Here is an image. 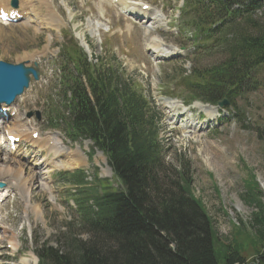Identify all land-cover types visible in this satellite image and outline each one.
<instances>
[{"label":"rangeland","instance_id":"374dc122","mask_svg":"<svg viewBox=\"0 0 264 264\" xmlns=\"http://www.w3.org/2000/svg\"><path fill=\"white\" fill-rule=\"evenodd\" d=\"M28 1L40 14L37 18L41 21L32 14L30 22L11 26L16 28L14 30L4 28V35H0V60L12 64L25 62L29 66L38 64L41 78L39 82L32 80L18 107L21 114L12 118L2 130L14 127L12 131L19 125V131L29 132L28 127L24 125L27 129H20L19 124L29 121L41 132L42 138L52 135V139L56 137L63 149L82 156L84 167L80 168L87 173L89 183H95L96 176L100 180H113L106 157L96 150L91 158L93 144L90 141L74 142L69 138L63 122L52 121L51 117L52 111L63 104L58 62L60 46L64 43L63 34L71 32L74 37L78 34L81 42L85 37L92 45L91 57L108 60L113 66L121 65L127 76L137 81L149 97H153L164 113L161 139L166 162L173 169L179 167L181 159L189 163V177L195 193L205 202L219 237L227 241L226 244L232 242L235 233L233 223L240 227L245 225L248 231L253 232L249 226L254 221V213L259 212L252 203L253 197L258 194L264 203V70L248 87L242 88V94L237 99L228 100V107L215 109L208 106L202 113L199 111L200 104H196L190 106L193 115L189 113L181 118L177 113L183 110V105L175 99L171 100L178 96L173 78L179 75L180 69L191 72L221 62L218 51L193 56L199 44L192 42L191 30L183 31L177 27L182 0H132L149 3L154 11L163 14L165 22L153 29H146L153 22L123 15L122 10L118 11L111 5L112 0H53V4H49L50 10H47L43 0ZM100 2L104 3L106 20L97 15ZM259 16H264V8ZM161 17L162 22L164 19ZM92 24L96 26L94 31ZM148 30L150 34L147 35ZM152 37H159L169 47L177 48V55L169 59L154 58ZM170 59L177 62L169 64ZM187 125L192 128L185 129ZM190 132H195V135L187 136ZM32 146L30 143L13 154H0V169L7 173L0 180L5 184L0 193L9 196L6 202H0L3 205L0 228L5 230L0 231V264H39L35 250L45 243L56 248L64 237L74 233L70 224L76 221L73 195L77 190L58 173H73L77 169L65 167L52 171L54 164L62 160L56 159L55 163L51 161L47 164L54 157L50 153L51 158L44 156L46 163L43 164L41 155L45 152L40 154ZM56 166L61 168V165ZM252 174L256 177L258 188L246 198L254 187L248 185L247 189L245 184L246 181L251 182ZM114 186L119 187L116 183ZM248 237L252 236L249 234ZM7 239L12 240L10 244L13 247L17 244V248L9 251L5 245Z\"/></svg>","mask_w":264,"mask_h":264},{"label":"trees","instance_id":"16d2710c","mask_svg":"<svg viewBox=\"0 0 264 264\" xmlns=\"http://www.w3.org/2000/svg\"><path fill=\"white\" fill-rule=\"evenodd\" d=\"M263 8L264 0H185L183 27L201 39L202 52L218 51L221 60L177 78L189 102L237 99L264 70ZM59 59L63 112L53 115L62 114L73 141H91L106 156L120 187L98 177L89 183L82 171L69 175L78 190L74 233L56 248L40 247V264H264L262 198L251 200L259 209L253 232L233 223L226 244L195 193L189 163L181 159L176 169L166 163L161 113L141 85L121 65L89 61L73 39ZM251 179L246 198L258 188Z\"/></svg>","mask_w":264,"mask_h":264},{"label":"bare ground","instance_id":"6f19581e","mask_svg":"<svg viewBox=\"0 0 264 264\" xmlns=\"http://www.w3.org/2000/svg\"><path fill=\"white\" fill-rule=\"evenodd\" d=\"M119 3L117 5H115V7H118V8H123V9H126L127 11H129V7L132 5L131 1L129 0H118ZM40 2V1H39ZM2 4L4 6H6L7 8L9 7V0H2ZM19 4H20V7L27 10L29 13H33L35 14L36 16H40L39 13H37L36 11L33 10V7L31 6L30 2L28 0H19ZM45 5V4H44ZM40 9V8H39ZM119 11V10H118ZM123 11V10H122ZM131 15H135L137 17H143L145 15H148V17H152L154 14H151V13H148V12H143L141 10V12L139 11H136V10H133V14ZM161 16H159L158 14L157 15H154V23H153V26H150V29H153V28H156L158 24H160L161 22V19L159 18ZM33 18V17H31ZM163 18V17H161ZM164 19V18H163ZM30 22V21H28ZM27 22V23H28ZM11 26H15V25H11ZM19 26H22V25H19ZM14 28V27H12ZM98 28V27H97ZM100 28V27H99ZM20 29V28H19ZM101 29V28H100ZM94 31V30H93ZM95 33V32H93ZM150 34V31L148 30L147 31V35ZM0 35H4V30L0 28ZM99 35V33H98ZM97 36V35H96ZM84 42V40L82 41ZM153 44H154V41H153ZM154 49H156L155 45H153ZM170 50L171 51H175V49H173L172 47H170ZM169 54V53H167ZM18 102V101H17ZM16 102V103H17ZM16 103L13 105V106H10V107H7V108H14L16 106ZM178 107V106H177ZM200 107H201V110H204L206 109L208 106H202V104H200ZM198 108V107H197ZM175 109V108H174ZM218 111V110H217ZM181 112V114H183L184 111H179ZM179 117V116H178ZM21 125V124H20ZM190 125H187L185 129H188ZM25 127V126H23ZM19 125L16 126L15 129H13V133H11L10 131H8L9 133L11 134H17V133H20L22 132L23 130L19 131ZM26 128V127H25ZM190 128H192V126H190ZM189 128V129H190ZM202 128V127H201ZM27 129V128H26ZM196 132V131H195ZM4 133V132H3ZM33 134V133H31ZM6 140V139H5ZM32 144H37L38 147L36 146V149H38L39 153L40 154H43L44 152L47 153V157L49 159V157L51 158L50 156V153H52V155L54 156V159H61L62 160V163H61V168H80L83 166V158L81 155H77L75 156V154L71 151L70 153V149H63V147L61 146L62 144L58 141V139L55 137V139L53 140L52 137H49L48 140H43V139H39L38 141L36 142H32ZM61 147V149H60ZM9 148V149H8ZM216 149V148H215ZM10 152V146L8 145L7 142H3L2 140H0V154L4 155L6 153H9ZM81 152V151H79ZM11 154V152H10ZM83 155V154H82ZM84 157V156H83ZM45 158V157H44ZM54 163V161H52ZM58 164H54L53 168L56 167ZM21 166V164H20ZM84 167V166H83ZM19 171V170H18ZM20 172V173H19ZM17 172L21 175L22 173V170L20 169V171ZM32 172V171H31ZM16 174V172H15ZM18 174V175H19ZM5 175L7 176V173L3 172L1 169H0V180L1 178H3V176L5 177ZM34 175V174H33ZM36 176V175H35ZM33 178V177H32ZM37 180V178H36ZM25 181V180H24ZM1 182V181H0ZM27 182V180L25 181ZM21 184V183H20ZM24 184V182H23ZM22 185V184H21ZM39 185V184H38ZM20 188V187H18ZM1 227V226H0ZM1 230H4V227L3 228H0ZM7 229V228H5ZM5 231V230H4ZM8 240V239H7ZM16 248H17V244L14 245Z\"/></svg>","mask_w":264,"mask_h":264},{"label":"water","instance_id":"95a60500","mask_svg":"<svg viewBox=\"0 0 264 264\" xmlns=\"http://www.w3.org/2000/svg\"><path fill=\"white\" fill-rule=\"evenodd\" d=\"M12 68L11 65L0 63V102L10 103L13 98L23 91L28 83V76L31 70L26 71L24 66H20L19 73L10 74L7 69ZM25 70V71H24ZM24 71V72H23ZM35 78H39V74L35 73ZM20 82H24V87L20 86ZM228 105L227 101L220 104L221 107Z\"/></svg>","mask_w":264,"mask_h":264}]
</instances>
